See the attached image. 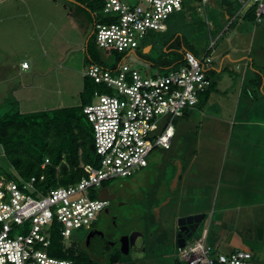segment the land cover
<instances>
[{
    "label": "rangeland",
    "instance_id": "374dc122",
    "mask_svg": "<svg viewBox=\"0 0 264 264\" xmlns=\"http://www.w3.org/2000/svg\"><path fill=\"white\" fill-rule=\"evenodd\" d=\"M102 7L98 0L0 1V118L10 111L26 114L82 106V98L88 96L84 92L83 77L88 67L97 63L111 68L126 56L96 45L94 23L101 18ZM229 7L238 9L237 0H211L202 11H198L194 0H185L184 12L169 16L167 32L151 31L136 53L123 60L125 65L151 77L179 68L181 64L169 66L181 56L177 51L191 50L200 57H211L215 65H220L225 52L237 45L254 58V67L250 65L246 75L242 61L234 63L227 57L234 86L228 90L208 88L199 96L200 102L189 112L188 119L176 118L177 132L171 148L154 149L147 167L137 170L133 176L107 182L110 187L136 190L141 183H154L162 172L175 178L179 165L184 166L180 190L169 205L123 207L122 229L127 233L140 230L146 240L140 256L124 257L120 264H187L175 242L178 219L208 208V217L188 244L199 241L205 229L209 232L207 242L212 243L214 227L210 217L220 208L213 207L218 193L220 196L232 194L234 203L242 208L238 212L239 222L230 226L236 231L234 243L245 239L248 249L256 255L264 247L259 237V229L264 227H256L251 221L254 215L264 221V205L252 206L254 202H264V20L254 23L236 19L230 25L224 14ZM144 46L151 48L144 52ZM25 60L30 69L23 71L21 65ZM257 69L261 70V77ZM211 75L217 82L218 75ZM98 88L103 91L101 86ZM206 103L213 113L211 110L222 107L221 117L225 119H215L205 112ZM83 120L90 126L85 115ZM0 173L19 176L2 147ZM184 184L185 192L182 191ZM194 187L201 189L211 207L180 205L178 199L183 193L187 201L193 198ZM92 197L99 198L97 189ZM130 216L138 221L127 222ZM139 219L149 222H139ZM90 229L75 230L65 239L64 246L81 255V251L89 249L86 240ZM21 232L22 229L16 228L13 235Z\"/></svg>",
    "mask_w": 264,
    "mask_h": 264
},
{
    "label": "built area",
    "instance_id": "2783aa9c",
    "mask_svg": "<svg viewBox=\"0 0 264 264\" xmlns=\"http://www.w3.org/2000/svg\"><path fill=\"white\" fill-rule=\"evenodd\" d=\"M101 1L103 13L94 23L96 45L125 57L135 53L151 31L166 32L169 16L185 5V0ZM194 1L198 11L210 3ZM238 1L239 14L255 7V21L263 22L264 0ZM125 57L111 68L93 63L84 72L83 77L103 91L97 88L83 109L93 129L96 161L81 163L84 176L78 182L51 188L44 174L8 179L0 173V264H76L49 254L53 234L64 243L75 230L90 229L108 205L107 199L92 197L95 189L99 195L105 182L147 167L154 149L170 148L176 118L195 107L199 95L211 86L209 56L199 58L186 51L179 68L151 77L125 65ZM21 67L28 69L30 64L25 61ZM49 164L46 158L42 169ZM16 228L22 232L13 235ZM206 237L204 230L199 241L179 247L187 264H247L252 257L242 250L212 254Z\"/></svg>",
    "mask_w": 264,
    "mask_h": 264
},
{
    "label": "trees",
    "instance_id": "16d2710c",
    "mask_svg": "<svg viewBox=\"0 0 264 264\" xmlns=\"http://www.w3.org/2000/svg\"><path fill=\"white\" fill-rule=\"evenodd\" d=\"M230 9L226 15L231 18L233 15ZM257 13V8L251 7L247 10L245 18L254 21ZM182 63V56H179L178 59L171 61L169 66ZM84 79V92H87L88 96L82 98L81 107L26 114L10 111L0 118V146L21 178L28 179L44 174L46 187L68 186L84 176L81 163H95L93 129L91 124L89 126L84 122L83 109L92 102L98 86L93 81ZM46 158L50 160V164L42 169L41 165ZM5 176L8 179L18 177L11 173H6ZM105 185L107 182L103 186ZM51 246H53L51 254L54 257L70 259L76 264H90L85 252L81 251L82 254L78 255L72 249H67L57 234H53Z\"/></svg>",
    "mask_w": 264,
    "mask_h": 264
},
{
    "label": "flooded vegetation",
    "instance_id": "af4514ba",
    "mask_svg": "<svg viewBox=\"0 0 264 264\" xmlns=\"http://www.w3.org/2000/svg\"><path fill=\"white\" fill-rule=\"evenodd\" d=\"M176 162L175 160L177 170ZM183 167L182 164L181 173L178 176L176 186H173L174 176L171 177L166 172L159 174L158 177L155 178L154 183L139 184L136 190H121L108 185L103 186V188L108 189L110 198L108 199L107 207L100 214L98 221L90 229V232L95 230L88 244L89 249L85 251L87 257L90 259V264H120L124 257L131 255L137 258V256H140L139 254L141 251L145 249L146 236H144L140 230H133L127 233L122 229L124 228V226L121 225L123 222L122 219H124L122 218L123 207H166L170 204L172 197L180 190V182L184 172ZM183 187L184 185L182 186V191L185 190ZM183 195L184 193L178 199L181 206H186L187 203L190 205L196 199H192V203H190V200L187 201L184 199ZM191 214H198V212ZM126 219L127 222L138 221L132 216ZM140 221L144 223L149 222V220L139 219V222ZM188 226L191 227L190 225ZM199 227H196L192 237L198 231ZM190 232H192L191 229L189 230V228H187L186 231H181V227L178 226L177 238L175 241L176 245L179 244L180 239H183L185 244H187L188 240L192 238L187 237ZM122 236L129 237L127 254L123 252L122 243L120 242Z\"/></svg>",
    "mask_w": 264,
    "mask_h": 264
},
{
    "label": "crops",
    "instance_id": "0c3cea01",
    "mask_svg": "<svg viewBox=\"0 0 264 264\" xmlns=\"http://www.w3.org/2000/svg\"><path fill=\"white\" fill-rule=\"evenodd\" d=\"M210 2H211V0H210ZM237 2L239 4L238 9L235 10L234 7H229V8H231L230 10H231V13L233 15L231 18L226 15L227 11L224 13L227 20L230 21L231 25L236 19L245 20V21L247 20L245 18V14H246L248 9L245 10L243 14L242 13L239 14L242 6L238 0H237ZM181 12H184V10ZM167 31H168V23H167ZM148 47L149 46H144V50L147 49ZM172 50L175 51L174 49H172ZM177 52H179L182 56V59H184L183 53H185L186 50L177 51ZM244 52H245V48L241 49L240 46L233 45L232 51L227 50L225 52L226 54H224L225 56L222 57V59L220 61V65H215L213 63V60H212V64L207 68V75H208L209 79L211 80V86L210 87H212V88L214 87V89L215 88H218V89L221 88V89L228 90V89H230V87L234 86V82L232 81L233 73H231L232 69H231L230 65H228L226 63L227 57L231 58L232 62H234V63L242 61V63L244 64V68L246 70L245 74L246 75L248 74L249 66L251 65L254 67V58H251L250 55L245 54ZM135 53H136V51H135ZM192 53H194V52L192 51ZM194 54L197 57L202 58V57L198 56L196 53H194ZM239 65L240 64L238 63L236 67L239 68ZM6 68H10V66H7ZM28 69H30V67ZM28 69H22V67H21V70H23V71H26ZM257 72H258V75L261 74L260 69H257ZM210 74H216V76L218 75V81L217 82L215 81V79L213 78V75H211V77H210ZM246 75H245V77H246ZM259 76L261 77V75H259ZM199 102L200 101H198V103ZM208 104L209 103H206L203 106V108H204L203 110L205 112H208L209 115L211 117H214L215 119H220V120L225 119L224 117H221L222 109H223L222 107H217L215 110H211V111H214V113H213V112H210L208 110V109H210L208 107ZM195 107L185 110L184 114L178 118L188 119L190 116L189 112H191V110H193ZM174 129H175V135H176L177 127L174 126ZM183 188L186 189L185 184H184ZM191 190H193V193H194L193 198H191V200L194 198H196V199L193 203L190 200V203H192V204H190V205L187 204L184 207H211L208 204V200L206 199V195L201 191L200 188L196 190V187H194ZM184 192H185V190H184ZM184 199H186V198L184 197ZM234 201H235V199L233 198L232 194H230V196H220L218 193L217 198H215V204L213 207H220V208L218 209V211L215 214H213V216L211 215V217H210V220L212 221V222L210 221L211 226L214 227V231L211 233L213 242L212 243L207 242V240L209 238V236H208L209 232L207 231L206 243L212 247V254H217V253L228 254V253H231V252L236 251V250H242V251L250 252L252 254V257L248 261L247 264H264V247H263L262 251L258 255H256L248 249V245L246 244L245 239L240 238L241 241L237 240L236 243H234L235 239H236V231H234L233 229H230V226L234 222L235 223L239 222L238 221V212L240 211V209H242L240 204H238V203L235 204ZM256 205H260V206L264 205V202L263 203H255V202L252 203V206H256ZM207 209L206 208L199 209V210H197V212L198 213H204L206 215V217H205V219H206L208 217L207 216L208 214L206 212ZM191 213H194V212H191ZM191 213H187L185 215H189ZM216 214H217V217L215 216ZM259 220L260 219H258L257 216H255V215L252 216V218H251V221L254 223V225L256 227H259V226L264 227V221L263 220L259 221ZM205 230H207V229H205ZM262 232H263V234L260 237L261 243L264 242V228L262 229ZM220 248H222L223 251H219Z\"/></svg>",
    "mask_w": 264,
    "mask_h": 264
},
{
    "label": "water",
    "instance_id": "95a60500",
    "mask_svg": "<svg viewBox=\"0 0 264 264\" xmlns=\"http://www.w3.org/2000/svg\"><path fill=\"white\" fill-rule=\"evenodd\" d=\"M150 48L151 47L149 46L147 49L144 50V52H148L150 50ZM180 173H181V165H179L177 174L175 175V178L173 180V186L174 185L176 186L177 180H178V176H179ZM99 198L100 199H107V200L110 198L109 195H108V189L107 188H103V189H101L99 191ZM205 217H206V215L204 213H198V214H191V215H187V216H182V217H180L178 219V226L181 227V231H186L187 228H189V230L191 229L192 232H190L187 235L188 238H191L193 232L196 229V227L200 226V224L204 221ZM188 225H190L191 227H189ZM94 232H95V230H92L89 233V235L87 237V240H86V241H88L86 243V247L89 246L88 245L89 241L92 238ZM98 233H101V232H98ZM261 235H262V230L259 229V237H261ZM120 242L122 243L123 252L125 254H127L128 253V248H129V244H128L129 237L128 236H122L121 239H120ZM184 246H186L185 241L183 239H180L178 247H184Z\"/></svg>",
    "mask_w": 264,
    "mask_h": 264
}]
</instances>
